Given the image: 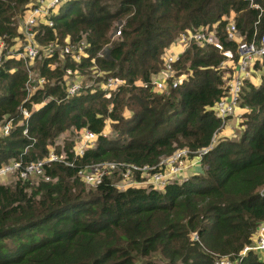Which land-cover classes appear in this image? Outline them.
Returning <instances> with one entry per match:
<instances>
[{"label":"trees","instance_id":"16d2710c","mask_svg":"<svg viewBox=\"0 0 264 264\" xmlns=\"http://www.w3.org/2000/svg\"><path fill=\"white\" fill-rule=\"evenodd\" d=\"M30 6L31 0H0L7 46L20 42L18 26ZM50 19L52 26L39 23L35 36L40 45H56L55 54L32 66L45 78L40 89L28 93L24 61L0 52V122L12 121L0 136V165L38 161L53 150L74 166L53 162L42 176L0 177H10L0 183V264H214L222 256L264 264L253 250L239 255L264 221V56L252 66L259 82L246 79L241 88V135L218 137L200 171L163 189H122L115 176L90 187L78 176L104 161L157 169L178 148L207 146L221 125L213 107L227 95L231 76L220 66L227 52L237 62V41L264 32V0H69ZM228 20L236 40L227 38ZM199 29L213 30L215 42L192 40L174 64L185 74L181 83L154 91L165 49L181 32ZM67 42L85 43L81 61L58 53ZM94 66L120 80L109 95ZM68 70L80 73L73 95ZM105 125L111 132L103 136ZM82 128L98 136L76 158Z\"/></svg>","mask_w":264,"mask_h":264},{"label":"built area","instance_id":"2783aa9c","mask_svg":"<svg viewBox=\"0 0 264 264\" xmlns=\"http://www.w3.org/2000/svg\"><path fill=\"white\" fill-rule=\"evenodd\" d=\"M69 0H31V6L27 9L25 16L18 26L20 33V42L17 49L13 50L9 54H16L18 58H21L28 70L27 78V92L31 93L42 87L45 82L44 76H42L38 70L32 68L33 63L42 57H50L56 52L55 44H47L39 46L35 41L37 33V26L39 23H44L48 26H52V20L50 17L56 14L59 7ZM254 7H257L254 5ZM225 32L227 38L230 40H236L238 33L234 21L228 20L225 26ZM120 34V31L116 32V36ZM4 37V36H3ZM1 37V38H3ZM0 38V39H1ZM194 40L198 42L212 44L214 43V32L213 30L199 29L196 31L181 32L178 38L172 42L164 51L163 61L161 70L153 75L151 87L154 91L167 92L170 88L177 87L185 74H176L174 64L179 60L180 53ZM60 54L69 57L75 62L81 61L86 55L85 43H65L60 48ZM236 52L238 59L234 73L228 78L226 83L227 95L216 102L213 107L214 114L221 120V126H223L228 118L235 114L236 108L239 104V97L241 88L244 80L249 79L253 76L252 66L254 61L264 56V32L251 41H237ZM1 59V56H0ZM94 72L99 76H103V89L106 91V95H109L111 91L117 89L121 83L112 75H107V72L98 70L95 66L93 67ZM81 87L79 80H74L72 84L67 86L68 95H73ZM23 116L28 117V110L24 109ZM219 127V128H220ZM12 128V121L2 122L0 125V134L7 136ZM218 132V131H217ZM216 132V133H217ZM23 133H27L25 128ZM73 145V154L76 158H81L85 151L93 146L95 139L98 134L82 128L78 132ZM216 133L212 137L211 142L195 152H191L188 149H176L171 154L160 158L157 169L155 166L148 165H135L121 162L104 161L91 165L84 166L79 169L78 176L81 180L92 187L102 183L105 178L116 176L119 181H125L132 174H138L139 178L128 179L129 181L121 184L119 187L125 189L131 186H142L149 185L157 189H163L165 185L171 180H178L173 178L174 173H179L182 167L179 165V161L186 157L189 153L196 154L201 160L202 156L213 148L216 141ZM103 136L108 134L105 129L100 132ZM199 160V162H200ZM53 162H61L68 166H74L73 161H69L59 156L53 150H51L44 158L38 161H23V160H11L8 163L0 165V177L17 173L21 179L28 177L42 176L45 172V166L50 165ZM186 177H183L184 180ZM48 180V177H45ZM116 186V184L114 183ZM196 238V236H194ZM254 242L250 246L244 247L239 255H244L247 251L253 250L260 254L261 260L264 262V221L261 222L255 232ZM214 264H238L237 260L230 259L228 256H222L215 259Z\"/></svg>","mask_w":264,"mask_h":264},{"label":"rangeland","instance_id":"374dc122","mask_svg":"<svg viewBox=\"0 0 264 264\" xmlns=\"http://www.w3.org/2000/svg\"><path fill=\"white\" fill-rule=\"evenodd\" d=\"M16 39L20 40L21 37H18V38L15 37V40ZM38 45L42 46L40 44H38ZM18 46H19V43H17V42H15V44L13 46H11V45L7 46L6 39H4V38L0 39V52L5 51L6 54H9L13 50L17 49ZM58 53H60V52H58ZM232 56H233L232 53L227 52V56H226V58L224 59V61L222 62L221 66H220L221 69H225L226 70L225 73H224L225 77H228L227 74H229V73L231 75V73L233 71V67L235 66V62L233 61ZM33 65H34V63H33ZM53 66L54 65H52V67ZM228 70H229V72H228ZM260 73H261L260 71H255L253 73V76L251 77V80L254 81V83L259 82L260 76H261ZM79 76H80L79 72L77 73V72H72L71 70H68L66 75H65V84H66V86H69L70 84H72L74 82V80H78ZM79 81H80V79H79ZM245 110H246L245 107H241L238 104V108L236 109L235 114L232 115V117H229L230 122L226 121V123L219 128L218 132L216 133V137H220L221 134H225L226 135L225 137L237 139L239 137V135H241V130L243 129L242 122H243V114H244ZM1 124H2V121L0 122V125ZM104 129L106 131H108V134H110L111 131H110V129H109V127L107 125H105L102 130H104ZM0 136H2V135L0 134ZM217 139L218 138H216V140ZM178 149H187V148H178ZM161 159H163V158L161 157ZM199 160L200 159L196 156V154H190L189 153L186 157L182 158L179 161V165L182 167V170L179 173H174L173 178H177L178 177V180H182L183 177L188 176L191 171L192 172L200 171L202 169V166L200 165L201 163L199 162ZM135 177H136V174H132V175L129 176L128 179L129 180L130 179H134ZM9 178L10 177H5V178L1 179L0 183L8 184L7 183V179H9ZM115 178L117 180L116 181H112V182L115 183L117 187H119L121 184L129 181L128 179L125 180V181H119V179L116 176H115ZM153 259H157V257L154 256ZM143 261L144 260L142 259L139 262H137L136 264H141Z\"/></svg>","mask_w":264,"mask_h":264},{"label":"crops","instance_id":"0c3cea01","mask_svg":"<svg viewBox=\"0 0 264 264\" xmlns=\"http://www.w3.org/2000/svg\"><path fill=\"white\" fill-rule=\"evenodd\" d=\"M230 21H232V20H230ZM227 54V53H226ZM235 67H236V62H235V66L233 67V71H232V73H231V75L234 73V71H235ZM256 71V70H255ZM255 71H253V73L255 72ZM258 83V82H257ZM238 108V107H237ZM236 108V109H237ZM230 117H232V116H230ZM229 119V118H228ZM227 121H229L230 122V119L229 120H227ZM221 136H226L225 134H221ZM191 173H192V171H191ZM190 173V174H191Z\"/></svg>","mask_w":264,"mask_h":264}]
</instances>
